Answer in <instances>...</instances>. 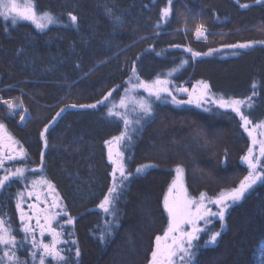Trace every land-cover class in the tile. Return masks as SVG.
Returning a JSON list of instances; mask_svg holds the SVG:
<instances>
[{"label": "trees", "instance_id": "trees-1", "mask_svg": "<svg viewBox=\"0 0 264 264\" xmlns=\"http://www.w3.org/2000/svg\"><path fill=\"white\" fill-rule=\"evenodd\" d=\"M245 3L250 6L240 7ZM35 5L38 12L55 15L58 24L38 31L29 23L12 26L0 17V122L28 153L17 167L29 170L25 180L0 190V216L19 235L16 194L23 182L44 177L54 186L66 220L73 218L63 226L68 234L64 255L71 264H148L155 237L167 227L163 198L176 166L184 169L190 196H217L247 174L241 157L250 140L229 110L178 106L168 98L152 101L153 113L136 126L122 150L131 157L128 171L135 173L147 163L156 167L129 178L115 206V223L108 224L113 217L98 207L112 184L105 141L124 129L121 119L107 115L109 102L132 76L133 64L145 81L166 77L180 66L168 76L170 87L185 83L191 89L206 81L215 97L250 96L255 81V107L247 114L253 123L264 121V45L195 58L186 50L207 53L264 41V1L172 0L169 5L168 0H35ZM165 7L170 15L161 21ZM69 13L78 18L76 24ZM198 25L207 30L206 41L193 37ZM181 61L187 63L181 66ZM111 90L108 100L95 108L70 106L95 104ZM2 100L22 103L23 112L9 113ZM49 121L45 147L40 132ZM109 227L111 235L101 242L100 233ZM220 231L212 246L203 245L206 233L200 235L198 264H264V183L227 211ZM77 247L80 257L75 256Z\"/></svg>", "mask_w": 264, "mask_h": 264}, {"label": "snow or ice", "instance_id": "snow-or-ice-1", "mask_svg": "<svg viewBox=\"0 0 264 264\" xmlns=\"http://www.w3.org/2000/svg\"><path fill=\"white\" fill-rule=\"evenodd\" d=\"M172 0H168L171 5ZM255 3H261V0H254ZM250 5L245 3L240 7L247 8ZM170 7H165L161 10V21H167L170 15ZM72 23L76 24L77 17L68 14ZM0 17L5 21H10L12 26H17L19 22L27 21L35 26L37 30H45L51 24L58 22L57 17L50 12H38L35 5V0H0ZM119 19V17H117ZM7 31V28H5ZM206 29L203 25L196 27L195 35L204 37ZM264 44V41H247L244 43L226 45L224 47L231 49H246L252 47L254 44ZM192 52L193 58L200 55H209L215 49H209L208 53L193 52L191 48L186 49ZM237 55V52H233ZM187 61H181V66ZM180 66L171 70L172 72L178 70ZM130 87L125 89V95L121 96L118 104H112L108 108L107 115L109 117L115 116L123 121L124 129L118 136L112 137L110 140L105 141L108 147V159L112 164V184L108 188L107 193L104 195L103 200L99 203L98 207L102 209L109 216L113 217L112 221L106 223H115L117 214L116 203L119 199L121 191L129 178L135 174H143L146 170L156 167L154 164H141L137 166L135 173L128 171L126 167V160L131 157H126L125 149L132 141L133 133L137 131L136 126L141 125L145 117L150 116L153 111L152 100L144 97L137 99L131 96L130 93L136 89H143L147 92L148 97H155L157 101L166 100L171 97V103L175 105L181 104H195L197 107L203 104L212 103L216 104L219 108L230 109L240 119V127L247 133L251 143L245 155L241 157L243 164L247 166V174L239 181L236 187H233L214 197L209 198L203 192L200 193L199 198H191L184 187L183 175L184 169L177 165L175 168L176 178L169 185L167 193L163 198V207L167 212L168 223L163 231V235H157L154 241V247L150 255L148 264H198L196 257L201 247L198 243L200 234L207 231V226L212 224V218L218 217L221 228L225 227L226 211L235 204L241 202L246 195L257 185L258 182L264 183V121L253 123L248 114H245V109L251 110L255 107L254 97L257 96V83L254 81L252 84L253 92L250 96L244 98H235L219 96L213 98L210 92V86L206 81H200L199 89L196 85L193 90L189 92L187 88H176V92L187 93L189 99L179 100L173 94L170 84L171 81L168 77L161 78L159 75L151 82L139 78L136 74V67L133 64L132 76L129 78ZM111 95L109 92L103 97L101 101L95 104L88 105H70L71 107L81 108H95L97 104H101L108 100ZM2 103L7 105L9 113H14L15 109L22 107L21 104L14 103L12 100H2ZM129 103L133 107L129 109ZM123 109L124 111H121ZM209 111V108H205ZM64 109L56 113L53 121L58 117ZM136 114L133 119L129 112ZM27 112V109L24 110ZM25 119L24 114H21V122ZM49 124L44 126V130L40 132V137L47 147L46 132L49 129ZM44 151H41V169L43 167ZM28 159V153L23 144L15 139L8 131L3 122H0V170L3 174L0 175V190L9 187L14 180L23 181L26 179V173L29 171L25 166L5 167L6 161H25ZM34 171V170H33ZM47 185L49 195L55 192V188L51 181L44 177L39 180L31 181V190L27 192L28 197L36 195L37 201L40 200V194L36 191L37 186ZM16 200V209L19 213L20 228L19 230L24 233L22 239H17L14 234V228L9 220L4 216H0V264H28L27 259L22 260L17 255V250L24 247L25 244H30L29 257L37 262V264H71L69 257L63 253L65 249L59 247L64 241L63 226L57 230L53 226V221H57V217L63 212V206L58 203L59 197L53 198L51 205L45 208H40L38 204H29L28 208L31 213L26 211L22 204L24 201V192H18ZM46 203V202H45ZM216 210L213 211L212 206ZM57 209H59L57 211ZM35 220V225L32 221ZM199 222H203L205 227H201ZM71 225L73 218L71 216L64 222ZM187 226V230H186ZM39 232L40 237H44L47 233L51 236L50 242H45L43 239H37L36 233ZM111 235L110 227L105 232H101L99 239L101 242L106 240V237ZM221 232H212L208 240L205 241L207 245H215ZM76 241H73L75 244ZM81 251L79 247L75 250V256L80 257ZM48 258H51L49 261Z\"/></svg>", "mask_w": 264, "mask_h": 264}, {"label": "rangeland", "instance_id": "rangeland-1", "mask_svg": "<svg viewBox=\"0 0 264 264\" xmlns=\"http://www.w3.org/2000/svg\"><path fill=\"white\" fill-rule=\"evenodd\" d=\"M262 1H264V0H261V2ZM43 12H45V11H43ZM3 20H4V18L3 17H1ZM58 20V19H57ZM5 21V20H4ZM8 23H10V21H7ZM22 22H26V23H29V24H31L30 22H27V21H22ZM11 24V23H10ZM55 24H58V22L57 23H55ZM55 24H51V25H49V27L50 26H52V25H55ZM32 25V24H31ZM34 28H35V26L34 25H32ZM36 29V28H35ZM37 30V29H36ZM46 30V29H45ZM38 31H41V30H38ZM44 31V30H43ZM195 31H196V28H195V30L193 31V37L195 38V40H198V41H206L207 40V37L204 39V38H202V37H197L196 35H195ZM242 43H244V42H242ZM236 44H238V43H236ZM255 45V44H254ZM260 45H264V44H260ZM224 49H227V50H234V51H236V50H245V49H231V48H227V47H218V48H216L215 50H217V51H221V50H224ZM247 49V48H246ZM214 52H216V51H214ZM208 53V52H207ZM213 53V52H212ZM168 77V76H167ZM153 81V80H152ZM149 82H151V81H149ZM196 86H197V88L199 89V87H200V85L198 84V83H196L195 84ZM130 87V83H129V80L126 82V84H125V87L120 91V93H119V95H118V98L116 99V100H114L113 102H109L111 105L112 104H118L119 103V100H120V98H121V96H124L125 95V89H127V88H129ZM179 87H184V88H187L188 90H189V92H191L192 90H193V87L191 88V89H189L188 88V86L185 84V83H183V84H181L180 86H178L177 88H179ZM171 88V90H172V92H173V94H175L176 96H177V99H179V100H187V99H189V96H188V94L187 93H183V92H180V93H177L176 92V88H172V87H170ZM111 92V94L114 92V90H111L110 91ZM109 93V92H108ZM107 93V94H108ZM106 94V95H107ZM130 95L131 96H134V97H136L137 99H139L140 97H144V98H148V99H150V100H152V101H157L156 99H155V97H148V94H147V92H145L143 89H136L134 92H132V93H130ZM111 96V95H110ZM109 96V97H110ZM169 100H170V102H171V97H167ZM213 98H218V97H215V96H213ZM13 102L14 103H17V104H20L18 101H16V100H13ZM173 104V103H172ZM5 105V104H4ZM97 105H99V104H97ZM111 105L109 106V107H111ZM175 105V104H174ZM181 105H183V104H181ZM186 105H192V106H195V107H197L195 104H186ZM5 106H7V105H5ZM179 106V105H178ZM133 107V104L132 103H129V109H131ZM211 107H215V108H218V109H221V110H229V111H231L230 109H222V108H219L216 104H212V103H207V104H203V106H201V107H197V108H200V109H205V108H211ZM86 108V107H85ZM20 110H22V107H19V108H17V109H15V111L17 112V111H20ZM121 111H124L123 109H120ZM247 111H248V109H245V114H247ZM21 112H23V110L21 111ZM232 112V111H231ZM234 113V112H233ZM235 114V113H234ZM129 115L133 118V119H135L136 118V114H134V113H131V111L129 112ZM239 118V117H238ZM255 124V123H254ZM250 140V139H249ZM250 143H251V141H250ZM106 148H107V153H108V147L106 146ZM19 160L18 161H6L5 162V167H11V168H15V167H17V165L19 164ZM111 163V162H110ZM112 165V164H111ZM245 165V164H244ZM246 166V165H245ZM247 167V166H246ZM0 172H1V175L3 174V170H0ZM176 171L174 172V178H173V180L176 178ZM41 177H37V179H34V180H39ZM31 181H33V180H29V181H27V182H23V189L21 190V191H19V192H24V203L22 204V207L26 210V211H28L29 213H31V210L28 208V205L29 204H38L39 205V207L40 208H45L47 205H51L52 204V202H53V198L54 197H56V196H58L57 195V193L56 192H53L51 195H49V190H48V187H47V185H42V186H37V189H36V191L40 194V200L39 201H37V199H36V195H33L32 197H28V195H27V192L29 191V190H31ZM183 183H184V179H183ZM259 183V182H258ZM257 183V184H258ZM256 186V185H255ZM254 186V187H255ZM184 187H185V185H184ZM168 190V189H167ZM18 193V192H17ZM166 193H167V191H166ZM188 193V192H187ZM220 194V193H219ZM218 194V195H219ZM188 195H189V193H188ZM217 195V196H218ZM199 196L200 195H198V196H196V197H192V196H190L189 195V197H191V198H199ZM59 197V196H58ZM207 197H209V198H214V197H216V196H214V197H211V196H207ZM15 200H17V195H16V197H15ZM46 202V203H45ZM58 203L59 204H61V202H60V198L58 199ZM212 208H213V211H215L216 210V208H215V206L213 205L212 206ZM231 208V207H230ZM229 208V209H230ZM100 209V208H99ZM228 209V210H229ZM59 209H57V211H58ZM101 210V212H103V214H106V215H108L107 213H105L102 209H100ZM227 210V211H228ZM15 211H16V213H17V221H18V223H19V227H20V220H19V213L17 212V209H16V202H15ZM227 211H226V213H227ZM167 213V212H166ZM109 216V215H108ZM168 217V216H167ZM57 221H59V223H57L56 221H53V226L54 227H56L57 228V230H60V228H61V225L62 226H66V223H64L65 221H66V215L64 214V212H61V214L57 217ZM212 224L211 225H208L207 226V231L206 232H202L201 234H203V233H206L207 234V239L205 240V241H207L208 240V238H209V236L211 235V233L212 232H221L220 230L221 229H223V228H221V224H220V221H219V219H218V217H213L212 218ZM32 223H33V225H35V220H33L32 221ZM200 223V225H201V227H205L204 226V224H203V222H199ZM219 225V230L217 229V230H214V227L215 226H218ZM186 230H187V226H186ZM20 231V230H19ZM21 232V231H20ZM19 232V235H16V237H17V239L19 240V239H22L23 238V235H24V233L23 232H21L20 233ZM70 234V233H69ZM200 234V235H201ZM36 235H37V239H43L46 243L47 242H50V240H51V236L50 235H48L47 233L45 234V236L44 237H40V235H39V232H37L36 233ZM68 234L67 233H65V230H64V227H63V236H62V240L64 241V243H62L61 245H59V247H61V248H63V249H65V252L67 251V249H68V241H67V238H66V236H67ZM205 241H204V243H203V245H205V246H212V245H207V244H205ZM29 249H30V244H25L24 245V247L23 248H21V249H18L17 250V255L22 259V260H24V259H27V262L28 263H30V264H37V262H35V261H33L30 257H29ZM0 252H2V250H0ZM64 252V253H65ZM63 253V254H64ZM48 260L50 261L51 260V258H48Z\"/></svg>", "mask_w": 264, "mask_h": 264}, {"label": "built area", "instance_id": "built-area-1", "mask_svg": "<svg viewBox=\"0 0 264 264\" xmlns=\"http://www.w3.org/2000/svg\"><path fill=\"white\" fill-rule=\"evenodd\" d=\"M207 35H208V34H207V30H206V34H205V36H204V37H202V38H204V39H205V38L207 37Z\"/></svg>", "mask_w": 264, "mask_h": 264}]
</instances>
